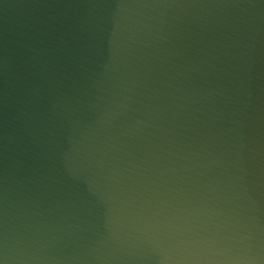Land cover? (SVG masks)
Instances as JSON below:
<instances>
[{"label":"clouds","instance_id":"9594fccd","mask_svg":"<svg viewBox=\"0 0 264 264\" xmlns=\"http://www.w3.org/2000/svg\"><path fill=\"white\" fill-rule=\"evenodd\" d=\"M0 264H264V0H0Z\"/></svg>","mask_w":264,"mask_h":264}]
</instances>
